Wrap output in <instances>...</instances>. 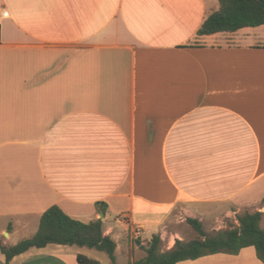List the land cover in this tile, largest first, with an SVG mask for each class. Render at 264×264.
<instances>
[{
  "label": "crops",
  "instance_id": "1",
  "mask_svg": "<svg viewBox=\"0 0 264 264\" xmlns=\"http://www.w3.org/2000/svg\"><path fill=\"white\" fill-rule=\"evenodd\" d=\"M219 7L0 0L1 244L32 237L55 204L101 218L117 260L126 240L171 249L187 218L213 232L259 211L264 228V24L199 35ZM84 248L51 243L10 264L96 259ZM177 264L264 262L247 246Z\"/></svg>",
  "mask_w": 264,
  "mask_h": 264
},
{
  "label": "trees",
  "instance_id": "2",
  "mask_svg": "<svg viewBox=\"0 0 264 264\" xmlns=\"http://www.w3.org/2000/svg\"><path fill=\"white\" fill-rule=\"evenodd\" d=\"M220 7L212 12L198 30L199 35L219 32L233 33L245 27L264 24V0H219ZM103 205L106 211V204ZM262 212H245L238 216L239 224L208 232L196 218H187L200 237L191 240L177 239L171 249H163L159 235L142 244L145 256L127 264H177L188 259L225 252L236 254L242 248L254 246L258 257L264 262V228L261 226ZM77 245L106 252L117 264V243L105 234L103 220L83 222L67 214L59 205H52L41 216L38 231L14 245L0 243L4 256L3 264L31 248H43L48 244ZM78 264H101L87 255H78Z\"/></svg>",
  "mask_w": 264,
  "mask_h": 264
},
{
  "label": "rangeland",
  "instance_id": "3",
  "mask_svg": "<svg viewBox=\"0 0 264 264\" xmlns=\"http://www.w3.org/2000/svg\"><path fill=\"white\" fill-rule=\"evenodd\" d=\"M181 228L183 230L182 233L187 238L186 240H191V239H195V238L200 237L197 230L192 225H190L187 222V220L181 226ZM133 241L135 244L134 245L135 247L133 250H131L129 248L128 240H126L125 242L122 243V247L118 253L117 264H126L130 259L138 260V259L143 257L144 250L142 248L137 247V244L140 243V240L134 239ZM83 250L85 251V253L92 255L93 257H95L96 259L101 261L102 264H112L110 256L104 251H100L97 249H85V248Z\"/></svg>",
  "mask_w": 264,
  "mask_h": 264
},
{
  "label": "built area",
  "instance_id": "4",
  "mask_svg": "<svg viewBox=\"0 0 264 264\" xmlns=\"http://www.w3.org/2000/svg\"><path fill=\"white\" fill-rule=\"evenodd\" d=\"M117 222L120 224H124V223H126V220L124 217H119V218H117ZM136 234L139 235L138 230H136Z\"/></svg>",
  "mask_w": 264,
  "mask_h": 264
},
{
  "label": "water",
  "instance_id": "5",
  "mask_svg": "<svg viewBox=\"0 0 264 264\" xmlns=\"http://www.w3.org/2000/svg\"><path fill=\"white\" fill-rule=\"evenodd\" d=\"M102 217H103V214H102Z\"/></svg>",
  "mask_w": 264,
  "mask_h": 264
}]
</instances>
